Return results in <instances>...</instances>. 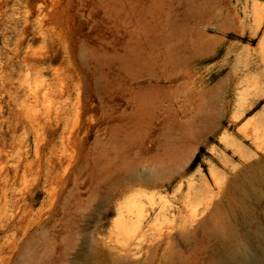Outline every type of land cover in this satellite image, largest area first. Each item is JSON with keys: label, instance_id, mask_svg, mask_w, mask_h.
I'll list each match as a JSON object with an SVG mask.
<instances>
[{"label": "rangeland", "instance_id": "1", "mask_svg": "<svg viewBox=\"0 0 264 264\" xmlns=\"http://www.w3.org/2000/svg\"><path fill=\"white\" fill-rule=\"evenodd\" d=\"M44 3L0 0V264H214L257 239L264 0Z\"/></svg>", "mask_w": 264, "mask_h": 264}, {"label": "bare ground", "instance_id": "2", "mask_svg": "<svg viewBox=\"0 0 264 264\" xmlns=\"http://www.w3.org/2000/svg\"><path fill=\"white\" fill-rule=\"evenodd\" d=\"M44 2L39 1V3L37 2L38 6H36L37 4L35 5L34 4L35 2H33L32 0H27V6L29 10H33V7H36L35 9L39 10L40 13H45L46 17L47 16L51 17L53 15H56L57 14L56 10H53V12H49L45 10L46 5ZM56 6L53 8H57ZM258 7H259V4H255L254 6L255 10H258L259 9ZM24 60H27L30 62L32 60L45 61L46 59H41V58L37 59V58H32V57L27 56ZM262 135L263 134H261L260 132L255 131L252 136L253 140H255L258 144L259 139L262 137ZM258 233H257L258 235H256L257 239H253L252 242H247L246 245H243L241 243L238 244V242L236 241L235 238H233V236L231 237L229 236L230 238L226 242L223 249L216 251L215 254H217L216 256L217 259L215 258L216 262L214 264H264V231H259ZM236 245H238V247H235ZM218 246H219V243H218Z\"/></svg>", "mask_w": 264, "mask_h": 264}]
</instances>
